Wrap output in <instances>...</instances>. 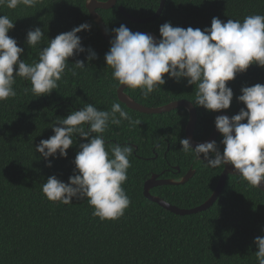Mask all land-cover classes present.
<instances>
[{
    "label": "trees",
    "instance_id": "obj_1",
    "mask_svg": "<svg viewBox=\"0 0 264 264\" xmlns=\"http://www.w3.org/2000/svg\"><path fill=\"white\" fill-rule=\"evenodd\" d=\"M160 2L118 0L114 8L96 12L113 39V30L123 24L132 32H152L159 40V28L166 22L173 27L204 30L210 28L213 17L222 22H242L248 15H264V0H166L160 17L148 24L133 23L120 11L151 17ZM0 15L14 22L8 35L23 49L20 59L29 64L38 60L39 51L57 35L81 24L90 25L89 30L77 34L85 51L68 61L69 69L75 68L76 60L85 62L83 70L75 69L77 76L66 70L58 87L40 97L31 91L25 94L24 89L31 88L30 81L17 77L13 85L16 97L0 102V264H258L253 241L264 236V192L238 175L228 176L215 204L197 214L175 215L144 197L145 182L153 174L165 171L160 177L178 180L192 169L195 174L186 184L157 187L151 194L180 209L198 207L213 194L224 167H208L194 153L182 150L180 140L186 138L189 119L185 109L148 115L132 111L119 101L120 85L104 59L111 44L87 10L86 0H42L32 8L2 7ZM35 28L42 30L44 38L31 48L26 44V34ZM89 50L96 55L91 61L87 59ZM164 79L161 90L147 99L138 89L127 88L125 92L146 107L180 100L194 104L195 85L167 75ZM256 84L264 85V68L253 64L227 83L233 91L229 109L210 112L193 105L197 111L194 139L200 142L211 135L217 115L226 113L231 118L238 114L244 108L237 99L241 88ZM113 102H119L141 124H109L103 133L106 148L119 144L132 146L134 151L123 185L130 206L118 220L101 221L92 215L86 198L64 205L48 201L42 193L51 176L68 182L75 173L73 161L79 145L87 141L74 135L65 158L57 152L55 158L44 160L35 148L54 135L51 127L58 118H66L85 104L110 111ZM222 139L220 134L215 141L221 153ZM48 163L51 167L46 166ZM171 167L176 172L173 175Z\"/></svg>",
    "mask_w": 264,
    "mask_h": 264
},
{
    "label": "clouds",
    "instance_id": "obj_2",
    "mask_svg": "<svg viewBox=\"0 0 264 264\" xmlns=\"http://www.w3.org/2000/svg\"><path fill=\"white\" fill-rule=\"evenodd\" d=\"M86 2L90 4L92 0ZM39 3L42 0H0V8H32ZM13 28L14 22L7 15H0V102L16 97L13 85L17 77L30 81L31 88H25V94L31 91L40 97L58 87L66 70L75 77V69L86 67L84 61L76 60L75 68L69 69L68 61L85 51L77 34L89 30L90 25L81 24L57 35L39 51L38 60L30 64L20 59L23 49L8 35ZM113 32L114 39L104 58L106 67L112 70L118 85L140 90L145 99L158 88L161 90L167 75L196 86L194 106L220 112L229 109L233 99L227 83L253 64L264 68V15L260 14L248 15L242 22H222L213 17L210 28L204 30L173 27L166 22L159 28V41L149 34L132 32L123 24ZM43 38L40 28L29 30L26 44L36 48ZM95 58L89 50L87 59ZM237 99L244 105L238 114L231 118L217 116L214 121L223 137L222 153L215 141L198 144L194 150L188 138L181 139L180 145L185 153L192 152L197 160L206 161L208 167L231 165L236 175L258 189L264 183V85L241 88ZM123 121L129 126L141 124L119 102H113L110 111L85 104L66 118H58L51 127L54 135L41 140L35 148L44 160L55 158L57 152L65 158L74 135L87 142L79 145L73 161L75 173L67 183L51 176L43 184L42 193L48 201L69 205L73 199L86 198L92 215L101 221L118 220L124 215L131 201L123 185L134 149L119 144L106 148L103 138L109 124L119 127ZM46 166L51 167V163ZM253 243L258 264H264V236L256 237Z\"/></svg>",
    "mask_w": 264,
    "mask_h": 264
},
{
    "label": "water",
    "instance_id": "obj_3",
    "mask_svg": "<svg viewBox=\"0 0 264 264\" xmlns=\"http://www.w3.org/2000/svg\"><path fill=\"white\" fill-rule=\"evenodd\" d=\"M118 0H107V1H99V0H92L90 4L86 2V8L89 11L90 15L92 16L93 20L96 22L98 25L101 34L103 38L110 43V41L113 39L101 16L96 12L97 10H109L114 8L117 5ZM166 0H161L160 2V7L155 13V15L151 17H146V18H140V17H135L130 14H127L124 9L120 8L121 13L130 21L136 24H148L151 23L155 20H157L160 15L163 12L164 6H165ZM151 35L156 41H159V38L152 32H142ZM127 86H120L117 90V96L120 102H122L126 107H128L132 111H136L139 113L143 114H148V115H157V114H163V113H169L171 111H174L178 108H183L188 112L189 119L188 123L185 128V136L190 140L191 146L194 150L195 146L198 144L206 143V142H211V141H216L217 138L219 137L220 133L214 129L212 135L204 140V141H196L194 139V131L197 123V111L196 108L188 101L186 100H180V101H174L169 104L160 106V107H146L143 106L136 101H134L129 95L126 94V89ZM228 116L226 114H220L218 116ZM229 117V116H228ZM230 118V117H229ZM178 169V168H177ZM195 174L194 170H190L183 178H180L178 180H171V179H166L162 180L159 179L158 176L154 175L152 176L148 181H146L144 185V197L161 206L165 210L169 211L170 213H173L175 215L179 216H186V215H192V214H197L199 212H203L209 208H211L215 202L218 200L220 194L222 193L223 189L225 188L228 176L230 175H236V172L234 168L231 165H225L224 170L218 180L217 186L211 195V197L205 201L203 204L199 205L198 207L192 208V209H180L176 206H172L169 203L165 202L159 197L153 196L151 194V190L157 187H162V186H180L186 184ZM258 189L264 192V183L258 186Z\"/></svg>",
    "mask_w": 264,
    "mask_h": 264
},
{
    "label": "flooded vegetation",
    "instance_id": "obj_4",
    "mask_svg": "<svg viewBox=\"0 0 264 264\" xmlns=\"http://www.w3.org/2000/svg\"><path fill=\"white\" fill-rule=\"evenodd\" d=\"M196 124H197V123H196ZM195 128H196V127H195ZM214 129H215V125H214ZM214 129H213V131H214ZM213 131H212V133H213ZM194 132H195V131H194ZM212 133H211V135H212ZM211 135H210V136H211ZM210 136H209V137H210ZM209 137H208V138H209ZM208 138H207V139H208ZM173 169H174L173 167H171V168L169 169V172H170V174H172V175L176 173V172H174ZM190 170H192V169H190ZM167 171H168V170H167ZM164 172H165V171H163L162 173H160V174H158V175H157V174H153L152 176H154V175L156 176V175H157L158 178H159V179H162V180L171 179L170 177H160ZM186 174H187V173H185L184 175L180 176L179 179H180V178H183ZM152 176H151V177H152ZM151 177H150V178H151ZM171 180H173V179H171ZM145 183H146V182H145ZM153 196H154V195H153Z\"/></svg>",
    "mask_w": 264,
    "mask_h": 264
},
{
    "label": "rangeland",
    "instance_id": "obj_5",
    "mask_svg": "<svg viewBox=\"0 0 264 264\" xmlns=\"http://www.w3.org/2000/svg\"><path fill=\"white\" fill-rule=\"evenodd\" d=\"M221 114H226V113H221ZM219 115H220V114H219ZM226 115H228V114H226ZM217 116H218V115H217ZM217 116H216V117H217ZM228 116H229V115H228ZM229 117H230V116H229Z\"/></svg>",
    "mask_w": 264,
    "mask_h": 264
}]
</instances>
